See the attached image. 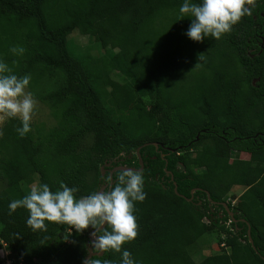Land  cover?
I'll list each match as a JSON object with an SVG mask.
<instances>
[{
  "label": "trees",
  "instance_id": "16d2710c",
  "mask_svg": "<svg viewBox=\"0 0 264 264\" xmlns=\"http://www.w3.org/2000/svg\"><path fill=\"white\" fill-rule=\"evenodd\" d=\"M182 2L0 0V60L30 75L27 91L55 122L30 124L23 137L19 118L0 126V241L24 264H81L92 229L46 222L33 232L25 209L8 214V203L27 194L21 184L35 176L55 191L63 182L76 198L103 183L107 191L113 167L139 168L138 147L146 195L134 203L137 235L122 245L134 260L264 264V0H250L249 14L219 39L200 42L184 35ZM73 31L115 52L69 49ZM111 71L125 81H112ZM234 187L242 191L232 204ZM211 233L221 251L195 262L190 249Z\"/></svg>",
  "mask_w": 264,
  "mask_h": 264
},
{
  "label": "clouds",
  "instance_id": "9594fccd",
  "mask_svg": "<svg viewBox=\"0 0 264 264\" xmlns=\"http://www.w3.org/2000/svg\"><path fill=\"white\" fill-rule=\"evenodd\" d=\"M250 0H183L178 12L189 17V26L184 35L194 42L206 37L219 39L229 32L233 25L249 14L246 4ZM14 54H22L24 49L13 46ZM202 55V54H201ZM30 75L17 76L3 60H0V117L19 118L16 132L23 137L30 131V119L36 101L30 91H26ZM144 178L138 171L126 170L116 178L107 191H94L76 198V187H68L59 182L57 190H50L44 183L32 185L26 195L11 200L8 214L17 208L27 211L25 226L33 232L46 231L48 223L63 224L77 233L91 228L90 248L93 253L108 250L119 253L118 264H139L122 245L137 235V224L133 215L134 203L142 202ZM83 264H115L112 260L96 256L83 260Z\"/></svg>",
  "mask_w": 264,
  "mask_h": 264
},
{
  "label": "rangeland",
  "instance_id": "374dc122",
  "mask_svg": "<svg viewBox=\"0 0 264 264\" xmlns=\"http://www.w3.org/2000/svg\"><path fill=\"white\" fill-rule=\"evenodd\" d=\"M264 45V42H262ZM67 48L71 49L74 48L76 51H83L86 50L89 52V54L92 57H100L102 55L110 56L112 52H115L113 50H103L99 44L95 43L91 39H89L87 36L80 35L78 32L73 31L70 35L67 36ZM109 76L112 81L122 83L125 81V78L120 75V73L116 71H111L109 73ZM27 91V89H26ZM36 104L34 106L33 114L31 116L29 124L31 125H43L45 129H48L52 126H54L55 122L52 119L49 110L47 106L38 100H35ZM5 120V117H0V126ZM239 158L246 160L248 158V155L246 153H240ZM104 174V173H103ZM37 177H33L32 181L29 184H21L22 188L25 192H28L30 187L32 185H36ZM2 187V183L0 182V189ZM101 187H106V185L103 183ZM103 188V190H104ZM242 188L241 187H234L231 189L230 193L227 196V200L231 201L233 204V201L236 199V197L241 193ZM221 244L218 245L215 235L211 233L210 235H203L200 237L192 246L190 249V254L192 259L195 262H199L201 259H203L205 256L219 253L221 251ZM87 251L90 250V243L86 245Z\"/></svg>",
  "mask_w": 264,
  "mask_h": 264
},
{
  "label": "water",
  "instance_id": "95a60500",
  "mask_svg": "<svg viewBox=\"0 0 264 264\" xmlns=\"http://www.w3.org/2000/svg\"><path fill=\"white\" fill-rule=\"evenodd\" d=\"M145 145H147V143L143 144V146H145ZM153 145H154L155 147L157 146L156 143H153ZM139 148H140V147H138V148L136 149V155H137V157H138L139 168H138V169H135V168H132V167H126V166H115V167H113V168L108 172V176H109L110 181H109V183H108L107 190H108V188L112 185L111 175H112L113 172H115V171H123V172H124V171H126V170H133V171H138V172H140V171L142 170V166H143V164H142V161H141V159H140V157H139V155H138V150H139ZM103 173H104V171L101 170V175H103ZM103 188H104V187H100L99 190H103ZM99 190H98V191H99ZM174 191H175V189H174ZM191 193H193V191H191ZM222 206L224 207V209H225L227 215H228L229 217L233 218V213L229 210V208L227 207L226 203H222ZM91 232H92V231H91ZM91 232L88 234V239H89V241H90L91 238H92V237H91ZM249 243L252 244L250 238H249ZM94 255H101V253H93L92 251L88 250V251H87V255L84 257L83 260L88 259V258H90V257H92V256H94ZM81 264H83V261H82Z\"/></svg>",
  "mask_w": 264,
  "mask_h": 264
},
{
  "label": "built area",
  "instance_id": "2783aa9c",
  "mask_svg": "<svg viewBox=\"0 0 264 264\" xmlns=\"http://www.w3.org/2000/svg\"><path fill=\"white\" fill-rule=\"evenodd\" d=\"M0 264H24L17 258L7 245L0 241Z\"/></svg>",
  "mask_w": 264,
  "mask_h": 264
},
{
  "label": "flooded vegetation",
  "instance_id": "af4514ba",
  "mask_svg": "<svg viewBox=\"0 0 264 264\" xmlns=\"http://www.w3.org/2000/svg\"><path fill=\"white\" fill-rule=\"evenodd\" d=\"M110 171V170H109ZM89 240V239H88ZM89 243H90V241H89Z\"/></svg>",
  "mask_w": 264,
  "mask_h": 264
}]
</instances>
